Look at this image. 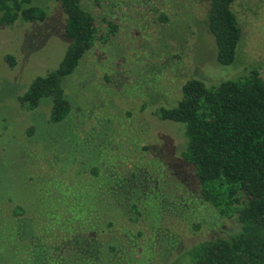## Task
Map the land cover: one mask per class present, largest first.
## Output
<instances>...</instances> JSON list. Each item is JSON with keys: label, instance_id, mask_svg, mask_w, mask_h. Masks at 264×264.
<instances>
[{"label": "trees", "instance_id": "16d2710c", "mask_svg": "<svg viewBox=\"0 0 264 264\" xmlns=\"http://www.w3.org/2000/svg\"><path fill=\"white\" fill-rule=\"evenodd\" d=\"M56 1L65 15L67 48L55 69L35 76L18 96L19 104L28 109L36 108L43 98L50 100L48 123L67 119L72 105L64 92L63 79L97 41H107L109 33L100 31L94 16L84 7L86 0ZM233 2L208 0L204 17L205 30L216 49V63L221 66L234 63L241 38ZM46 16L47 9L39 2L0 0V28L18 20L43 21ZM157 17L170 21L165 11ZM178 89L175 102L154 111L160 121L170 123L167 134L183 139L175 157L164 148L167 153L159 160L133 158V163L126 164L127 152L114 153L109 164L93 162L89 178L78 173L66 183L57 172L46 177L43 169L38 171L43 152L34 145L20 151L19 155L24 152L30 158L29 166L19 164L24 171L29 170L24 182L38 178L35 184L43 192L32 204L17 203L14 207L12 218L22 220L24 230L27 220L29 228L26 235L22 229L18 233L29 240V246L15 249L20 262L27 264L33 255H42L46 264H151L150 260L157 257L156 249L150 250V246L157 245L160 258L172 254L174 248L179 250L175 261L168 264H264V80L257 70H251L217 83L188 78ZM25 131L28 136L34 134L32 126ZM139 138L129 133L121 144ZM148 150L150 143L143 144L141 152ZM48 165L51 169L50 162ZM188 190L191 193H186ZM180 199H186L185 204H179ZM205 203L221 217L232 219L234 225L188 247L179 245L181 235L169 222L189 223L197 230L199 223L193 224V217L199 204ZM149 205L155 217L144 235L141 229ZM31 206L46 215L28 217ZM47 236L52 238L50 242Z\"/></svg>", "mask_w": 264, "mask_h": 264}, {"label": "rangeland", "instance_id": "374dc122", "mask_svg": "<svg viewBox=\"0 0 264 264\" xmlns=\"http://www.w3.org/2000/svg\"><path fill=\"white\" fill-rule=\"evenodd\" d=\"M33 2L47 9L45 20H18L0 28V264L25 263L23 255L20 258L24 263L19 261L15 249L29 246L27 238L18 236L21 229L26 235L28 223L26 220L24 230L20 226L22 220L13 219L12 214L15 204H32L43 193L35 184L38 178L24 182L29 170L24 171L19 164L29 166L30 158L24 152L19 155L21 150L30 145L41 150L43 158L38 159V171L43 169L46 177L57 172L63 182L80 174L89 178L93 162L109 164L114 153L127 152L123 159L126 164L145 157L159 160L167 153L164 148L175 157L183 139L167 134L170 123L160 121L154 111L175 102L181 83L194 77L217 83L251 70H257L264 80V0H234L232 9L241 27V38L234 63L229 66L216 63V49L205 30L208 0H86L84 7L92 13L100 31L109 32L107 41H97L63 79L72 110L61 123H48L50 100L43 98L36 108L28 109L19 104L18 96L35 76L55 69L61 61L68 45L65 15L56 0ZM162 11L170 21L158 19ZM31 126L34 134L28 136L25 130ZM128 131L141 138L122 145ZM146 143H150V150L142 153L141 147ZM33 167L32 162L31 171ZM190 190L193 192V187ZM185 201L180 199L179 204ZM32 206L26 212L28 217L46 215L40 209H35V213ZM199 206L193 217V224L199 223L197 230L189 223L169 222L171 229L180 233L179 245L183 247L224 233L234 225L232 219L221 217L211 205ZM152 208L148 206L143 218L144 235L154 222ZM47 238L48 242L52 240ZM152 249L157 250V245L150 246ZM156 250L157 258L150 260L151 264L172 263L179 252L174 248L172 254L160 258L161 253ZM41 256L33 255L27 264H46ZM134 257L142 259L140 254Z\"/></svg>", "mask_w": 264, "mask_h": 264}]
</instances>
